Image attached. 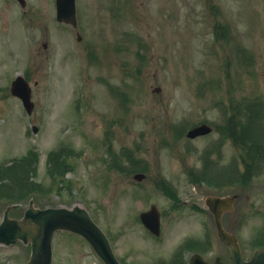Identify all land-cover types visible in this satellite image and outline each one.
<instances>
[{
  "label": "rangeland",
  "instance_id": "1",
  "mask_svg": "<svg viewBox=\"0 0 264 264\" xmlns=\"http://www.w3.org/2000/svg\"><path fill=\"white\" fill-rule=\"evenodd\" d=\"M77 9L74 28L56 20L55 0H26L24 8L0 0V167L37 154L25 164L30 194L0 195V222L14 201L20 205L12 217L30 199L40 208L79 203L125 264H171L192 237L174 262L183 264L197 251L209 259L227 252L205 227L202 197L236 190L244 251L252 253L255 234L264 244V153L252 158L264 147V0H77ZM240 54L244 67L236 65ZM18 75L32 86L31 114L11 93ZM248 96H258L262 108L241 106ZM220 108L235 122L223 139L216 129L178 137L188 123L222 121ZM62 142L72 149L60 159L67 172L55 175L51 150ZM205 156L224 174L234 168L242 176L223 187L197 172L193 184L188 173ZM135 172L147 177L137 181ZM161 184L180 201L176 209ZM152 203L164 213L159 239L139 220ZM30 253L21 241L0 244V264H25ZM53 253V264H105L67 231L55 233Z\"/></svg>",
  "mask_w": 264,
  "mask_h": 264
},
{
  "label": "water",
  "instance_id": "2",
  "mask_svg": "<svg viewBox=\"0 0 264 264\" xmlns=\"http://www.w3.org/2000/svg\"><path fill=\"white\" fill-rule=\"evenodd\" d=\"M57 7L60 21L77 24L76 0H57ZM12 93L22 98L26 109L31 113L34 108L31 88L22 76L13 82ZM208 131V126L198 127L191 130L189 136L196 137ZM136 177L141 180L144 174H137ZM222 200L215 198L214 202L210 203L217 204ZM32 204L31 202V206L27 209L22 220L12 219L6 215L4 221L0 224V243L11 244L18 239H22L26 243L31 242L32 254L27 264H52V240L57 230H67L83 236L106 264H121L112 249L107 235L92 219L88 210L80 205H74L72 208L61 206L38 209ZM147 216L149 221L145 219L146 224L152 230L157 231L160 221L158 214L152 209L145 215V217ZM221 227L219 223L220 236L233 247L235 253L231 258V264H264V250H258L251 261H244L239 248L234 246L231 241L232 238ZM190 264L207 263L200 256L195 255Z\"/></svg>",
  "mask_w": 264,
  "mask_h": 264
},
{
  "label": "trees",
  "instance_id": "3",
  "mask_svg": "<svg viewBox=\"0 0 264 264\" xmlns=\"http://www.w3.org/2000/svg\"><path fill=\"white\" fill-rule=\"evenodd\" d=\"M62 150L54 152L51 155V160L56 159V163L52 166V174L64 175L67 172V164L60 159L64 158L68 154L64 153V149ZM32 160L35 162L37 160V154L34 151H31L30 155L23 157L20 163L17 165H2L0 167V195H3L2 197L8 196L12 198L21 196L23 195V193H21L23 191L21 190H25L26 192H24L26 194H30L29 192H31L30 189L32 188L33 183L29 181L30 172L25 164L32 162ZM6 185L8 190L3 191L2 188Z\"/></svg>",
  "mask_w": 264,
  "mask_h": 264
},
{
  "label": "flooded vegetation",
  "instance_id": "4",
  "mask_svg": "<svg viewBox=\"0 0 264 264\" xmlns=\"http://www.w3.org/2000/svg\"><path fill=\"white\" fill-rule=\"evenodd\" d=\"M210 147V146H209ZM208 147V148H209ZM201 163L202 164H200V169L202 170V175H204V176H209V177H211V180H213V181H215L214 179H213V177L215 176V175H218V173H219V171H222V170H224V169H222V168H220L219 169V166H218V164H216V162L215 161H213L212 159H210V158H208V156H205V160L202 158L201 159ZM222 169V170H221ZM233 168H231L229 171H228V173L230 172H233ZM224 171H226V170H224ZM204 173V174H203ZM213 176V177H212ZM230 176H227V177H225L224 178V180H223V183L221 184V183H219L220 185H217V184H214V185H216V186H223L224 187V185H227V184H229L230 183ZM207 193V192H206ZM208 193H217L218 195H228V194H231V193H233V192H229V193H221V192H213V191H208ZM202 200H203V197H202ZM205 204V200H204V203H203V205ZM238 213H236L235 212V217L233 216V214L232 213H224V215H223V220H224V222L225 223H227V224H229V225H232V226H235V225H238ZM223 261V260H222ZM216 262V261H215ZM216 264V263H215Z\"/></svg>",
  "mask_w": 264,
  "mask_h": 264
}]
</instances>
